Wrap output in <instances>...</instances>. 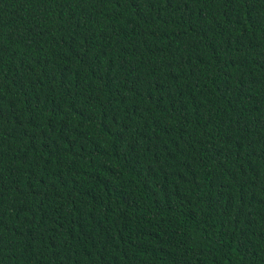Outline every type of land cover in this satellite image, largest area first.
<instances>
[{"label": "trees", "instance_id": "16d2710c", "mask_svg": "<svg viewBox=\"0 0 264 264\" xmlns=\"http://www.w3.org/2000/svg\"><path fill=\"white\" fill-rule=\"evenodd\" d=\"M0 264H264V0H0Z\"/></svg>", "mask_w": 264, "mask_h": 264}]
</instances>
